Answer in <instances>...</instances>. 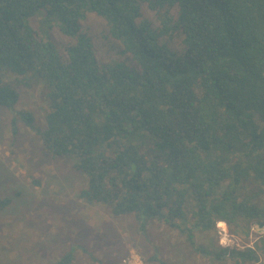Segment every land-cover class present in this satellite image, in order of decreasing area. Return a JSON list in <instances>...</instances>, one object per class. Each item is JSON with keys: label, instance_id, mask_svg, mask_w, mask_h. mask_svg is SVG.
Wrapping results in <instances>:
<instances>
[{"label": "trees", "instance_id": "trees-1", "mask_svg": "<svg viewBox=\"0 0 264 264\" xmlns=\"http://www.w3.org/2000/svg\"><path fill=\"white\" fill-rule=\"evenodd\" d=\"M89 14L125 58L99 62L81 26ZM53 28L70 40L64 54ZM16 76L44 85L46 127L16 110ZM0 106L13 133L24 123L87 176L86 202L134 215L145 232L163 223L199 254L260 261L256 248L204 247L195 233L223 221L248 236L264 222V0H0Z\"/></svg>", "mask_w": 264, "mask_h": 264}, {"label": "rangeland", "instance_id": "rangeland-1", "mask_svg": "<svg viewBox=\"0 0 264 264\" xmlns=\"http://www.w3.org/2000/svg\"><path fill=\"white\" fill-rule=\"evenodd\" d=\"M143 12L159 26L146 4ZM34 25L39 27L37 20ZM81 26L92 38L99 62L125 58L103 18L89 14ZM50 36L64 54L70 40L58 28H53ZM170 44L181 50L182 37L176 35ZM13 81L21 94L16 110L32 112L37 124L46 127L44 85L21 76ZM13 117V112L0 106V199H11L0 211V264H55L73 249L72 264H125L130 258L159 264L152 261L155 256L166 264H235L199 254L185 236L163 223L150 221L145 232L134 215L114 216L111 208L86 202L81 194L88 189L87 176L69 159L52 156L38 133L24 123L13 133ZM260 200L264 203V188ZM220 222L213 232L195 233L199 245L256 248L260 261L240 264H264V233L259 232L256 221L248 236L235 235L226 222L225 227H220Z\"/></svg>", "mask_w": 264, "mask_h": 264}, {"label": "built area", "instance_id": "built-area-1", "mask_svg": "<svg viewBox=\"0 0 264 264\" xmlns=\"http://www.w3.org/2000/svg\"><path fill=\"white\" fill-rule=\"evenodd\" d=\"M223 232L226 234V232L224 231V229H223ZM124 263L125 264H142L136 258H132V259L130 258L128 260H125Z\"/></svg>", "mask_w": 264, "mask_h": 264}, {"label": "water", "instance_id": "water-1", "mask_svg": "<svg viewBox=\"0 0 264 264\" xmlns=\"http://www.w3.org/2000/svg\"><path fill=\"white\" fill-rule=\"evenodd\" d=\"M256 225H257V227H258V229H259V232L264 233V222H262V221H257V222H256Z\"/></svg>", "mask_w": 264, "mask_h": 264}, {"label": "bare ground", "instance_id": "bare-ground-1", "mask_svg": "<svg viewBox=\"0 0 264 264\" xmlns=\"http://www.w3.org/2000/svg\"><path fill=\"white\" fill-rule=\"evenodd\" d=\"M226 226V223L225 222H223V221H221L220 222V227H225ZM228 235V234H227ZM228 240V239H227ZM224 243V242H223ZM225 243H227V242H225ZM228 244V243H227Z\"/></svg>", "mask_w": 264, "mask_h": 264}]
</instances>
